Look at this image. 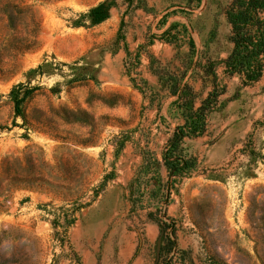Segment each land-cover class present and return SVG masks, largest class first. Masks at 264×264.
I'll use <instances>...</instances> for the list:
<instances>
[{
    "label": "rangeland",
    "instance_id": "rangeland-1",
    "mask_svg": "<svg viewBox=\"0 0 264 264\" xmlns=\"http://www.w3.org/2000/svg\"><path fill=\"white\" fill-rule=\"evenodd\" d=\"M230 1H30L39 46L0 76V158L21 157L29 170L44 161L48 183L15 191L0 209V227L23 236L4 249L33 252L38 241L42 264H264V76L246 85L226 72ZM6 2L0 50L11 32ZM173 73L192 87L182 99L170 94ZM18 84L37 88L22 106L32 118L48 113L60 137L16 118L9 92ZM212 90L198 134L195 109ZM180 127L176 154L190 166L171 180L169 204L182 215L169 216L176 245L160 258L163 229L155 222L152 238L147 213L162 205L153 192L169 180L162 157ZM180 230L194 238L185 251Z\"/></svg>",
    "mask_w": 264,
    "mask_h": 264
},
{
    "label": "trees",
    "instance_id": "trees-1",
    "mask_svg": "<svg viewBox=\"0 0 264 264\" xmlns=\"http://www.w3.org/2000/svg\"><path fill=\"white\" fill-rule=\"evenodd\" d=\"M31 0H7L5 11L8 13L9 34L5 39L0 50V76L13 75L16 72V58L23 55L27 51L34 50L39 46L38 34L40 31V20L37 18ZM51 1V0H50ZM103 3L98 5L101 6ZM227 22L231 27L230 41L233 48L227 58L224 59L226 72L228 75L240 76L242 82L246 85H253L260 81L264 76V0H231L225 11ZM9 58L10 61L6 59ZM161 77V73L155 72ZM213 76L216 78V72L212 70ZM175 80L170 78L172 86L170 94L182 99L184 92L188 89L192 90L189 84L183 82L182 75L173 73ZM171 77V76H170ZM37 88L18 84L14 86L9 97L13 102V108L16 118L21 117L24 125L34 131H42L51 133L56 137H60L57 124L50 118L45 111H39V116L32 118L28 115L25 106L22 105L29 99ZM218 96L214 91H210L208 96L202 101L201 106L195 107V98H192V109H195L197 116L194 118L202 124V129L198 134L205 130V114L211 107L212 101ZM216 101V100H215ZM52 114L60 116L61 113L67 115L65 109H51ZM190 119V118H189ZM189 119L187 123H189ZM183 127H180L174 138L169 140L172 144L171 148H167L164 152L162 160L163 164L169 171V180L165 183L161 179L158 182L159 188L153 192L154 195L161 196L162 205L157 207L155 211L147 213V219L157 222L163 229L164 244L160 248V258H163L176 245V230L173 227L170 232L166 231L168 224L173 226L174 222L167 215V206L171 199L172 178L176 173L183 171L190 165L181 154H176L178 142L185 136ZM27 162H31L27 160ZM27 163V164H28ZM31 170L22 164L21 157L7 156L0 158V209L6 207V203L10 201L15 191L27 189L42 190L48 180L43 172L44 161L36 168L31 166ZM139 173V172H138ZM133 177L130 181L131 185L134 181L139 180ZM140 191V190H139ZM14 227H0V264H42L43 248L38 247V241H35L33 252L18 250L15 245L11 249H4L3 244L14 241H21L23 236L16 235L12 232ZM26 244H24L25 246ZM165 264H171L167 260ZM190 264H195L191 261Z\"/></svg>",
    "mask_w": 264,
    "mask_h": 264
},
{
    "label": "crops",
    "instance_id": "crops-1",
    "mask_svg": "<svg viewBox=\"0 0 264 264\" xmlns=\"http://www.w3.org/2000/svg\"><path fill=\"white\" fill-rule=\"evenodd\" d=\"M144 76L149 81L157 82V77L152 72H149L148 70H146ZM166 176H167V174H166ZM166 176H164V177H166ZM129 177H130V175H128L126 179H129ZM181 213H182V209L179 207V204H176V201H171L170 204H168V207H167V215L168 216L175 217L176 214L182 215ZM146 226H147L148 230H151L152 238L155 239V238L159 237V235H160V226L157 223L148 222V223H146ZM177 232H178L177 233V235H178V247L182 251H185L188 248H190V246H192V242L194 240L193 234H191L188 231H182V230L177 231ZM194 259H195V261H197L195 256H194ZM154 264H156V262H154Z\"/></svg>",
    "mask_w": 264,
    "mask_h": 264
},
{
    "label": "built area",
    "instance_id": "built-area-1",
    "mask_svg": "<svg viewBox=\"0 0 264 264\" xmlns=\"http://www.w3.org/2000/svg\"><path fill=\"white\" fill-rule=\"evenodd\" d=\"M175 252V251H174Z\"/></svg>",
    "mask_w": 264,
    "mask_h": 264
}]
</instances>
